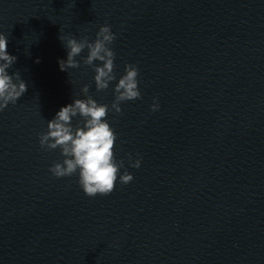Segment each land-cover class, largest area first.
<instances>
[{"label":"water","instance_id":"95a60500","mask_svg":"<svg viewBox=\"0 0 264 264\" xmlns=\"http://www.w3.org/2000/svg\"><path fill=\"white\" fill-rule=\"evenodd\" d=\"M0 264H264V193L156 219L0 227Z\"/></svg>","mask_w":264,"mask_h":264},{"label":"clouds","instance_id":"9594fccd","mask_svg":"<svg viewBox=\"0 0 264 264\" xmlns=\"http://www.w3.org/2000/svg\"><path fill=\"white\" fill-rule=\"evenodd\" d=\"M67 51V59L59 60L61 71L76 69L80 62L75 59L87 49L83 64L92 67L95 75L96 90L105 91L113 81H117L115 72V52L110 45L116 39L115 33L107 24L101 26L94 41L88 37L76 39L72 35L59 36ZM7 36L0 33V112L7 106L15 104L28 90L26 82L20 78L19 72L11 75L7 71L17 57L7 52ZM101 62L99 65L94 63ZM37 63L39 60L37 59ZM139 69L136 65L125 64L124 74L113 88L114 99L108 104L98 103L89 93V85L85 84L81 92L86 98L74 99L72 104L62 107L55 117L47 122V131L39 134V144L46 150L59 149L62 161L54 163L49 172L56 178L70 177L78 174V184L88 197L107 196L115 188L117 178L121 184L130 183L134 177L124 168V161L117 160L114 152L117 135L106 119L111 110L121 114V104L141 98L138 80ZM160 108L158 97L153 98L150 110ZM79 117L76 126L73 119ZM129 165L133 168L141 166V158L133 160L129 154Z\"/></svg>","mask_w":264,"mask_h":264}]
</instances>
